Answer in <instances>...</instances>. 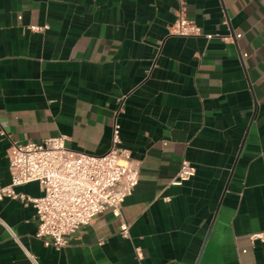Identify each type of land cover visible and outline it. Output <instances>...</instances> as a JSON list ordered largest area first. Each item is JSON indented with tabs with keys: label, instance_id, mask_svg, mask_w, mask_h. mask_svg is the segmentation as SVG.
Listing matches in <instances>:
<instances>
[{
	"label": "crops",
	"instance_id": "crops-1",
	"mask_svg": "<svg viewBox=\"0 0 264 264\" xmlns=\"http://www.w3.org/2000/svg\"><path fill=\"white\" fill-rule=\"evenodd\" d=\"M180 14L202 35L170 34ZM114 123L139 165L119 215L55 249L31 204L0 199V264H264V0H0V183L12 142L101 155Z\"/></svg>",
	"mask_w": 264,
	"mask_h": 264
},
{
	"label": "built area",
	"instance_id": "built-area-1",
	"mask_svg": "<svg viewBox=\"0 0 264 264\" xmlns=\"http://www.w3.org/2000/svg\"><path fill=\"white\" fill-rule=\"evenodd\" d=\"M43 31L47 26H29ZM175 36H199L202 29L179 15L169 28ZM209 34L207 38H211ZM227 39V38H225ZM122 100H120V107ZM0 131V135H4ZM120 129L113 124L109 149L101 155L75 151L67 146V137L59 135L41 142H12L8 150L10 182L0 183V199L11 198L31 204L35 211V237L45 246L60 249L67 236L88 225L96 215L110 209L119 215L125 198L134 191L139 177L138 162L120 147ZM195 174V167L183 161L169 184L180 186ZM36 181L42 194L30 197L16 192L17 186ZM167 199V198H166ZM129 225L120 224V234L128 236ZM264 243V231L250 235ZM138 251V250H137Z\"/></svg>",
	"mask_w": 264,
	"mask_h": 264
}]
</instances>
